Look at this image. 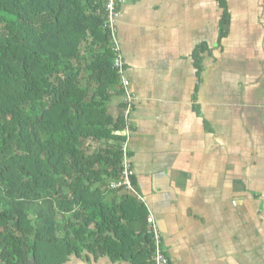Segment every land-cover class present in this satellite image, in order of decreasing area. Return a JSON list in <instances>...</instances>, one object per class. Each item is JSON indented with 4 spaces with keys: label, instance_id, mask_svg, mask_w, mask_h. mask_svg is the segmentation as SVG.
I'll return each mask as SVG.
<instances>
[{
    "label": "trees",
    "instance_id": "1",
    "mask_svg": "<svg viewBox=\"0 0 264 264\" xmlns=\"http://www.w3.org/2000/svg\"><path fill=\"white\" fill-rule=\"evenodd\" d=\"M104 1L0 0V264H152L145 202L109 189L127 120L123 103L116 116L107 106L123 90ZM216 1L221 47L232 13ZM205 52L193 54L199 81Z\"/></svg>",
    "mask_w": 264,
    "mask_h": 264
},
{
    "label": "crops",
    "instance_id": "2",
    "mask_svg": "<svg viewBox=\"0 0 264 264\" xmlns=\"http://www.w3.org/2000/svg\"><path fill=\"white\" fill-rule=\"evenodd\" d=\"M120 9L118 43L136 95L128 142L134 187L157 223L170 264H264L258 228L264 224V196L250 188L257 183H249L251 172L264 171L263 123L247 128L246 118L229 108L228 92L234 95L240 76L234 87L233 75L224 73V82L233 85L223 95L211 82L215 52L231 37L233 21L218 47L216 0H129ZM202 42L212 52L203 54L199 81L193 54ZM261 99L251 105L259 118ZM122 100V94L113 96L109 113L116 116ZM251 159L256 168L249 167ZM259 179L262 185L264 176ZM233 185L242 186L240 198L233 196ZM89 256L92 264H130Z\"/></svg>",
    "mask_w": 264,
    "mask_h": 264
},
{
    "label": "rangeland",
    "instance_id": "3",
    "mask_svg": "<svg viewBox=\"0 0 264 264\" xmlns=\"http://www.w3.org/2000/svg\"><path fill=\"white\" fill-rule=\"evenodd\" d=\"M228 1L230 2V9L233 16L232 34L231 37L227 39L228 41L225 43L222 52L219 51V48L215 52L213 65L215 66L214 69L216 73L214 76L215 79L211 80V82H214L218 88H221V90H218L220 94L223 95L222 92L232 89L233 83L234 87H236V78L240 76V79L237 80L238 82L240 81V85L234 95L228 92L227 98L233 97V100L230 101L229 108L236 117L241 119L244 116L246 118L245 121L248 122L247 128L256 130L258 127V120L264 124V114L262 115L263 119L259 118L256 107L251 106L252 104L256 105V101L263 102L261 98L264 96V0ZM258 30L260 33L257 36ZM257 37H259L260 40L257 39ZM247 63L252 71L246 69ZM253 70H255V72ZM225 72L233 75L232 78H235L233 83L226 84V82H224L225 80L223 78H225ZM244 72L246 74L249 72V74L246 75ZM248 75L250 77H248ZM246 89L248 90L249 99L244 98ZM207 93L209 94V89ZM219 97L221 96L219 95ZM247 100H255V102L250 101V104H247L245 103ZM113 112H116V110H113ZM263 124L262 129L264 131ZM98 148L99 146L97 143H92L90 151H97ZM249 165L250 168H256V159H251ZM250 175H252V179L249 180V183L258 184L257 187L251 185L250 188L257 189V192L262 193V196H264V182L262 185L259 184L260 181H262L259 178L260 176H264V171L259 173L257 171L255 173L251 172ZM233 186L235 187L233 189V196L235 198H240L243 191L242 186ZM136 193L138 194L137 190ZM141 200L143 201L142 197ZM258 228L264 236V224L258 225ZM75 261L74 264H80L82 262L77 259H75ZM89 264H92V261Z\"/></svg>",
    "mask_w": 264,
    "mask_h": 264
},
{
    "label": "built area",
    "instance_id": "4",
    "mask_svg": "<svg viewBox=\"0 0 264 264\" xmlns=\"http://www.w3.org/2000/svg\"><path fill=\"white\" fill-rule=\"evenodd\" d=\"M129 0H105L104 12L105 22L104 27L107 28L110 35V44L113 51V67L116 69L119 75L120 88L123 90L122 103L124 105V117L127 120L123 133L126 135V140L122 143V172L118 179L109 182V189H123L126 192L136 193L135 187L132 182L133 169L131 165V158L129 156L128 142L131 137L130 130V115L136 100V95L131 89L130 80L125 72V62L122 55L120 44L117 37V21L120 15V7ZM140 199L141 197L138 196ZM149 229L153 233V253L151 257L152 264H169V258L167 257L164 247L162 245V238L159 232L157 223L151 213L147 218Z\"/></svg>",
    "mask_w": 264,
    "mask_h": 264
}]
</instances>
